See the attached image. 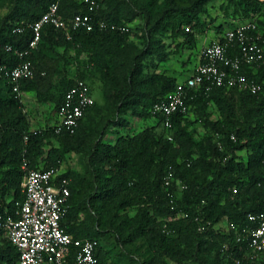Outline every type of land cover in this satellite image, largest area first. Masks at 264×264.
<instances>
[{
    "label": "trees",
    "instance_id": "1",
    "mask_svg": "<svg viewBox=\"0 0 264 264\" xmlns=\"http://www.w3.org/2000/svg\"><path fill=\"white\" fill-rule=\"evenodd\" d=\"M55 1L0 0L1 67L23 60L15 49L28 47L30 25ZM94 1L92 10L81 0H61L60 13L65 18L88 13L94 22L119 27L79 29L68 38L63 29L45 25L38 48L26 57L36 75L20 81L21 94L34 92L39 102L54 104L57 116L77 80H85L92 93L99 80L103 102L96 100L87 109L75 133L56 132L55 126L32 130L22 96L0 69V214L11 213L15 202L24 199V164L62 169L70 155L78 154L86 160L84 170L68 167L60 176L71 190L62 225L77 238L97 240L98 264H116L102 243L109 235L123 249V264H264V254L255 257L243 233L256 226L249 214L264 212V59L241 71L260 91L192 90L186 97L188 111L174 114L172 127L166 128L165 116L153 114L152 108L180 79L160 66L184 45L196 47L202 17L217 0ZM222 1L227 29L257 16L253 33L264 39L263 1ZM136 17L143 21L140 35L122 29ZM225 26H217L218 39ZM173 41L174 48L168 49ZM127 115L154 117L157 123L106 142L113 126L130 124ZM197 122L206 130L200 138L191 130ZM160 125L165 132L158 131ZM170 172L174 177L167 186ZM2 236L0 264H18L19 251L0 229ZM139 241L150 257L128 249ZM77 250L71 249L67 264H76Z\"/></svg>",
    "mask_w": 264,
    "mask_h": 264
},
{
    "label": "built area",
    "instance_id": "2",
    "mask_svg": "<svg viewBox=\"0 0 264 264\" xmlns=\"http://www.w3.org/2000/svg\"><path fill=\"white\" fill-rule=\"evenodd\" d=\"M60 1L52 3L47 11L30 25L33 37L28 47L15 49V53L23 60L12 68L0 66L8 81L12 83L13 91L19 96L20 81L36 75L32 61L26 57L38 48L45 25L51 24L63 29L68 38L72 32L79 29L91 31L95 27L104 29L110 25L105 20L94 22L88 13H78L65 18L60 13ZM81 1L88 3L92 10L97 5L94 0ZM110 26L119 27L113 23ZM127 27L122 26V29ZM257 28V16L238 20L234 26L225 30L222 40H211L202 47L200 62L194 71L184 80H179L175 90L168 94L166 99L153 105V114L165 116L166 128L172 127L171 117L174 114L188 111L186 97L192 90L227 87L252 93L260 91L261 86L241 72L244 66L259 65L264 59V39L260 34L253 33ZM16 31L20 32L21 28ZM7 50L11 51L12 46H7ZM95 101L90 85L83 79L77 80L66 92L57 110L54 125L56 132L67 130L75 133L85 112ZM23 168L26 170L22 182L24 199L15 202L11 213L0 214V229L19 251L18 264H67L73 247L78 249L76 264H98L95 254L97 240L77 238L62 225L69 209L71 190L68 179L60 177L61 169H29L26 164ZM173 177L172 172L167 175V186L171 184ZM249 220L255 222L256 226L245 228L243 233L248 236L253 255L258 257L264 254V212L249 214ZM235 264L245 262L237 260Z\"/></svg>",
    "mask_w": 264,
    "mask_h": 264
},
{
    "label": "rangeland",
    "instance_id": "3",
    "mask_svg": "<svg viewBox=\"0 0 264 264\" xmlns=\"http://www.w3.org/2000/svg\"><path fill=\"white\" fill-rule=\"evenodd\" d=\"M223 1L217 0L211 3L209 8V15H205L202 17L204 24L201 27V31L197 36V45L194 49H190L187 46H183L181 49H178L172 52V56L160 66V71L167 72L171 75H176L179 79H185L189 74V70L198 64L200 50L202 47L209 43L210 40L218 39V30L217 26L220 24H225L224 30L226 27L230 26L229 20L224 14L223 10ZM128 27L133 28L137 31L138 35L142 33L141 27L143 25V21L140 17H136L132 22L127 24ZM134 38H138V36L134 35ZM172 39H167L166 43H170ZM178 43V41L176 42ZM175 46V41L171 43V46L168 49H173ZM60 51L63 48L59 49ZM71 55V53L69 54ZM94 98L100 103L103 102L102 96V83L99 80L94 82ZM24 104L23 110L30 122V126L32 130H40L52 127L55 125L56 114L54 111V104L52 103H41L37 100L34 92H26L23 94ZM213 111V117H216L218 113L215 110V106L211 105L210 108ZM126 118L129 120L130 124L128 126H113L112 131H109L107 136L105 137L106 142H115L118 135L127 134V133H135L147 126H152L157 123L156 118L152 117L147 120L140 119L134 117L132 115H127ZM194 119V117L192 116ZM191 130L194 132L196 138H200L205 135L206 130L201 125V123H195ZM158 131L165 132V129L162 125L158 127ZM68 167L76 168L79 170H84L86 167V160L78 155L72 154L68 157L67 162L63 164L62 171H65ZM133 213V211H131ZM4 237H0V245H2V240ZM103 246L105 249H111V260L115 261L116 264H123L122 259L120 258V253L123 251L121 247H117L115 245V240L112 235H109L108 238L103 240ZM141 242L139 241L135 246H131L128 249L133 251L137 257L146 258L150 257V253L148 252V248L146 246H140ZM139 245V246H138ZM114 246V247H113ZM126 252V250H125ZM169 261V259L167 260ZM184 264H196L194 262H187Z\"/></svg>",
    "mask_w": 264,
    "mask_h": 264
},
{
    "label": "crops",
    "instance_id": "4",
    "mask_svg": "<svg viewBox=\"0 0 264 264\" xmlns=\"http://www.w3.org/2000/svg\"><path fill=\"white\" fill-rule=\"evenodd\" d=\"M211 41V40H210ZM200 62V58H199V60H198V63ZM197 65H195L194 67H192L190 70H189V74L187 75V77L194 71V69H195V67H196ZM180 80H184V79H180ZM24 93H26V92H23L22 94H21V96H22V101H23V104H24V99H23V94ZM35 94V93H34ZM36 96V95H35ZM63 167V166H62ZM61 171H62V169H61ZM63 172V171H62Z\"/></svg>",
    "mask_w": 264,
    "mask_h": 264
}]
</instances>
